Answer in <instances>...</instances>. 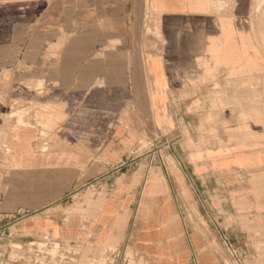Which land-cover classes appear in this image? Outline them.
Masks as SVG:
<instances>
[{
  "label": "crops",
  "instance_id": "0c3cea01",
  "mask_svg": "<svg viewBox=\"0 0 264 264\" xmlns=\"http://www.w3.org/2000/svg\"><path fill=\"white\" fill-rule=\"evenodd\" d=\"M258 3L0 0V126L31 114L0 152V264H133L135 239L157 264H230L180 214L232 212L240 175L264 246Z\"/></svg>",
  "mask_w": 264,
  "mask_h": 264
},
{
  "label": "rangeland",
  "instance_id": "374dc122",
  "mask_svg": "<svg viewBox=\"0 0 264 264\" xmlns=\"http://www.w3.org/2000/svg\"><path fill=\"white\" fill-rule=\"evenodd\" d=\"M257 2L259 3L256 5V12L264 14V0H257ZM15 71L19 73L27 72L28 69L17 68ZM23 87L28 88L29 84L25 83L23 86H20L21 91H24ZM25 105V101L23 102L22 100L18 101L16 104L12 103L8 106L7 111H9L6 112L5 122L3 121L2 126H0V152H5L7 150V141L10 138L9 130L15 122V118H18L21 121H29L31 117L30 108L28 104ZM173 152L174 149L172 148L164 153L166 157L168 156L166 158L167 165L165 166V170L166 172H169L170 176H172L173 173V161L171 159V157L173 158ZM186 177L188 178L189 176ZM256 188L257 184L254 183L252 179L240 175L236 182L230 184L232 212L224 214V217L220 212L205 214L188 211L180 215L187 226L192 223L202 233H204L203 227H208L212 236L216 237L213 245L214 251L229 255L230 264H249V259L253 258L256 252H264V246L254 244L253 239L247 233L253 230L258 214L254 212L252 206L248 207L245 205V200L247 199L245 191H252ZM184 199L189 210V197L186 195ZM134 216L135 224H133V227H136L138 226L137 224H139L136 221L138 214H134ZM223 222H226V225H223ZM228 224H230V227H227ZM19 246V244H16V241H12L10 243L2 244L1 247H5L7 251L10 252L11 258L14 259L19 258L22 255V253L17 252L18 249L16 248ZM132 246L133 264H157L148 255L140 251V248L137 245V239L134 240ZM137 259L139 262H137Z\"/></svg>",
  "mask_w": 264,
  "mask_h": 264
},
{
  "label": "bare ground",
  "instance_id": "6f19581e",
  "mask_svg": "<svg viewBox=\"0 0 264 264\" xmlns=\"http://www.w3.org/2000/svg\"><path fill=\"white\" fill-rule=\"evenodd\" d=\"M231 24H232V23H231ZM228 27H229V26H228ZM191 28H192V27H191ZM189 29H190V28H189ZM187 30H188V29H187ZM175 36H176V35H175ZM167 39H168V38H167ZM171 40H172V39H171ZM167 41H168V40H167ZM176 41H177V40H176ZM176 41H175V42H176ZM217 41H218V40H217ZM168 42H169V41H168ZM173 42H174V41H173ZM165 44H167V43H165ZM181 45H182V42H181ZM178 47H179V46H178ZM178 47H177V48H178ZM168 50H169V49H168ZM166 55H167V54H166ZM163 56H164V54H163ZM163 56H162V57H163ZM165 57H166V56H165ZM168 57H169V56H168ZM162 60H163V58H162ZM169 61H170V60H169ZM168 64H169V63H168ZM168 64H167V65H168ZM170 66H172V64H171ZM170 66H169V67H170ZM176 66H177V65H176ZM180 69H181V68H180ZM174 74H175V73H174ZM166 76H167V74H166ZM168 77H170V76H168ZM168 77H167V78H168ZM177 79H178V78H177ZM171 80H172V79H171ZM178 82H180V81H178ZM184 82H185V81H184ZM144 244H145V242H144ZM143 248H144V247H143Z\"/></svg>",
  "mask_w": 264,
  "mask_h": 264
}]
</instances>
